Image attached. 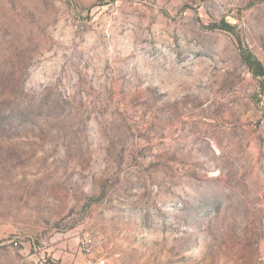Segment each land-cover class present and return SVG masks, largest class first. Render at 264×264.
Returning a JSON list of instances; mask_svg holds the SVG:
<instances>
[{
	"label": "rangeland",
	"instance_id": "rangeland-1",
	"mask_svg": "<svg viewBox=\"0 0 264 264\" xmlns=\"http://www.w3.org/2000/svg\"><path fill=\"white\" fill-rule=\"evenodd\" d=\"M244 48L264 0H0V264H264Z\"/></svg>",
	"mask_w": 264,
	"mask_h": 264
},
{
	"label": "built area",
	"instance_id": "built-area-1",
	"mask_svg": "<svg viewBox=\"0 0 264 264\" xmlns=\"http://www.w3.org/2000/svg\"><path fill=\"white\" fill-rule=\"evenodd\" d=\"M78 249L85 258L83 264H105L103 258L97 257L94 254V242L90 234L84 233L80 236Z\"/></svg>",
	"mask_w": 264,
	"mask_h": 264
},
{
	"label": "trees",
	"instance_id": "trees-1",
	"mask_svg": "<svg viewBox=\"0 0 264 264\" xmlns=\"http://www.w3.org/2000/svg\"><path fill=\"white\" fill-rule=\"evenodd\" d=\"M227 27V26H226ZM240 58L243 63L247 66L249 71L253 76L264 78V67L263 65L256 59V57L252 54V52L247 49H241Z\"/></svg>",
	"mask_w": 264,
	"mask_h": 264
}]
</instances>
